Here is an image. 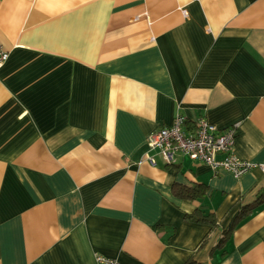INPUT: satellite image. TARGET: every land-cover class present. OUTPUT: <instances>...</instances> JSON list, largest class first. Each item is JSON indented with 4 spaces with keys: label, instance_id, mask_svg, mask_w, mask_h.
<instances>
[{
    "label": "crops",
    "instance_id": "obj_1",
    "mask_svg": "<svg viewBox=\"0 0 264 264\" xmlns=\"http://www.w3.org/2000/svg\"><path fill=\"white\" fill-rule=\"evenodd\" d=\"M0 50V264H264L260 168L146 161L179 111L264 164V0H0Z\"/></svg>",
    "mask_w": 264,
    "mask_h": 264
},
{
    "label": "built area",
    "instance_id": "obj_2",
    "mask_svg": "<svg viewBox=\"0 0 264 264\" xmlns=\"http://www.w3.org/2000/svg\"><path fill=\"white\" fill-rule=\"evenodd\" d=\"M183 13L186 14V11ZM7 58L8 53L0 50V68ZM185 124L186 118L178 111L171 126L151 133L147 138L146 161L152 166L158 165V159L166 165H173L177 155L181 153L195 162L205 163L215 173L225 170L236 178L254 168H260L264 172V164L245 161L235 153V126L218 129L207 119L199 118L194 127L186 131ZM96 260L98 264H119L117 259L102 255H97Z\"/></svg>",
    "mask_w": 264,
    "mask_h": 264
},
{
    "label": "trees",
    "instance_id": "obj_3",
    "mask_svg": "<svg viewBox=\"0 0 264 264\" xmlns=\"http://www.w3.org/2000/svg\"><path fill=\"white\" fill-rule=\"evenodd\" d=\"M205 192H206V186L204 185H195L193 187H186L179 184H175L173 186L174 195L183 199L196 200L203 197L205 195ZM263 201H264V188L254 204L250 206H245L239 211V213L235 217V220L231 224V227L227 230L226 234L229 235L243 220H245L248 216H250ZM186 219L196 222L207 223L211 227V230H213L217 224V220L214 215L212 214L204 215V213L201 210H198L197 213L193 215H186ZM206 238L207 237L203 239L200 246L204 245V243L206 242Z\"/></svg>",
    "mask_w": 264,
    "mask_h": 264
}]
</instances>
